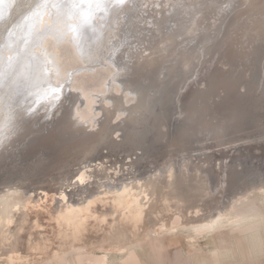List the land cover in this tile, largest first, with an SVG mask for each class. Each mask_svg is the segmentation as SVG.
I'll list each match as a JSON object with an SVG mask.
<instances>
[{"label": "rangeland", "instance_id": "rangeland-1", "mask_svg": "<svg viewBox=\"0 0 264 264\" xmlns=\"http://www.w3.org/2000/svg\"><path fill=\"white\" fill-rule=\"evenodd\" d=\"M54 1L65 3L70 12L76 13L73 6L79 2L93 12L101 11L96 0ZM12 3L0 0V16H5L1 19H6ZM183 4L171 17L168 12L164 15L175 19L184 15L179 13L184 8H202L195 25L199 29L195 35L177 37L165 50L157 31L124 33L131 41L137 36L145 41L130 46L138 49L136 53L124 51L120 56H138L142 62L153 51L149 58L156 55L158 61L150 65L152 71L138 64L113 81L111 64L87 70L69 44L61 45L62 63L76 72L65 94L68 98L71 93L65 108L60 113L54 110L52 122L53 116L27 114L22 129L18 124L19 130L0 142V190L7 182L22 183L21 197L6 215L0 206V264H264V213L244 218L237 213L250 200L260 203L264 212V0ZM38 15L42 18L44 10ZM27 17L24 12L17 23ZM14 24L6 29L1 50L7 40L15 41L19 30H12ZM172 28L173 21L165 20L164 29ZM186 43L195 49L184 63H177L188 68L172 69L174 54ZM163 50H169L168 55ZM5 77L0 73V88L18 93L29 88L22 87L20 73L2 85ZM182 77L189 82L178 83ZM74 84L81 88L73 89ZM158 90L161 100L176 96L169 110L165 104L159 106L158 99L152 113L134 107L137 95L155 98ZM120 100L124 107H134L130 115L113 106ZM102 105L111 110L112 127L83 139L84 132L95 134L97 129L79 131L82 124L76 125L73 118L91 117ZM162 111L174 115L169 138L161 123ZM123 141L133 146L126 149ZM108 150L110 157L97 156ZM84 164H91L95 176L76 183ZM137 165L142 172L139 180L122 189L100 183L108 174L119 178L132 169L138 173ZM66 176L72 181L66 189L69 197L81 187L90 188L85 200L80 199L87 194L84 191L77 201L62 198L58 185ZM209 222L213 229L198 234L197 229Z\"/></svg>", "mask_w": 264, "mask_h": 264}, {"label": "bare ground", "instance_id": "bare-ground-1", "mask_svg": "<svg viewBox=\"0 0 264 264\" xmlns=\"http://www.w3.org/2000/svg\"><path fill=\"white\" fill-rule=\"evenodd\" d=\"M184 1L185 0H180L179 2H177V0H96L97 6L101 9V11L93 12L90 7L82 2H79L77 4L74 3L73 7L76 10L75 13L64 8L67 7L65 3L59 5L54 0H11V2H13L11 5L12 8L9 12H7L6 19H1L4 15L0 16V44L2 43L4 34H6V29L10 24L15 23V27L12 28V30L14 31L17 27L19 31H17L18 34L16 32L15 41L13 43L7 40L5 47H3L2 50L0 49V73L2 76L6 75L2 85L6 83L5 81L7 77L9 81H12L13 77L20 73L22 87L24 88L29 86V88L24 89V93L13 92L7 87L0 88V142L5 141V139H9L12 135H14V133L19 130L17 129L18 124L21 123L19 127L22 129V125L27 123V121H25L27 114L28 116L42 115L45 118L53 116L51 118L52 122V120H55V111L60 113L62 111V107L65 108L71 93L68 98L65 94L70 92V82L73 81L74 73L76 72L73 70V66L67 67L62 63V57L60 55V47L62 44H69L73 48L76 56L78 59L83 61V66L87 70H97L100 66H108L109 68L111 64L115 69H112V72H114L112 74L114 75L112 79L113 81H118L119 76H124L127 73V70L135 68L138 64L141 65L142 70L152 71L150 65L158 61L156 55L149 58V55L153 54V51H150L145 56V61L142 62L140 61L141 58L138 56L131 58L120 56L122 53H125L124 51H131L132 54L136 53L138 49H132L130 46L136 41H145L144 38H140V36H137V39L135 38L131 41L128 36L126 38L124 37V33L131 31L143 33V29L148 32L157 31L159 35H161V42L164 44V50L174 44L177 37L191 33L192 35H195V32L199 29L198 27H195V25L199 20V15L203 13L202 8L194 7L193 10L184 8L181 12H179L184 15L175 19H168V16L166 17L164 15L165 12H168L171 17L173 15L172 11H174V13L177 11V5L181 4L180 7L185 6L186 3L183 4ZM192 1L194 2L196 0ZM163 4L167 7L165 11L163 10ZM33 5H35V7L31 10ZM188 5L190 6V4ZM150 6L154 7L150 8ZM43 10L44 15L40 18L38 14ZM150 10L154 13H151ZM30 11L33 12L32 17H29ZM24 12H28L27 19L22 20L21 23H17L18 17ZM92 15V20H86L87 17ZM165 20L173 21V28L171 30L164 29ZM141 25H143V27H141L142 29H139ZM12 32L11 34H13ZM131 35L133 36L134 34L132 33ZM145 35L148 36V33L144 34V36ZM21 38H23V40H21ZM148 42L151 43V41ZM126 45H128V50H124ZM189 45L190 43H186V45L182 46L178 49L176 54H174V58H172V61L174 62L171 63L172 69L175 67L184 68L186 64L184 65L183 63L188 59L187 55L195 49V47L188 48ZM168 52H166L167 55ZM121 59H124V61L121 62ZM23 61L24 65L21 68ZM177 62H183V65H180ZM188 63L190 64V62ZM187 68H184L183 70H186ZM112 80L107 83V87H109L108 90H111L112 88ZM184 80L185 78L179 80L178 83ZM119 82L123 84V81ZM188 82V80H185V83ZM72 87L73 89L79 87L81 88V86L75 84ZM160 94L161 92L158 90L153 94L157 96L155 98H152L151 95H143L141 97L137 95V104L134 107H137V105L139 107H145L150 113H152V111L156 109V102L158 99L160 100L159 106L161 104H165L164 106H166V109L169 110L171 108L170 101H172L176 96L169 97L166 101L164 98L162 100L159 98ZM150 103L151 106H146ZM113 106L118 110H123L121 111L123 114L128 113L130 115L132 111H134V107H124L121 100L119 102L114 101ZM110 111V109L102 105L100 109L98 107L94 108L91 117H82L77 114L76 117L73 118V123L76 125L79 123L82 124L81 127H78L79 131L88 129L89 127L95 130L97 129L95 134L84 132L82 137L83 139L88 138V135H95L97 137L105 128L108 131L112 127L108 123ZM101 112L104 115L103 117L100 116ZM162 112L165 115L162 116L161 123L163 122L165 128H167V131L164 130V134L169 138L170 135L173 136V132L169 131L171 127L174 126L172 122L174 115L171 112ZM35 121L37 126L41 124L38 119ZM86 121H88L89 124H86ZM44 122L45 121H43L42 125ZM178 126L180 125H176L175 127L178 128ZM42 127L43 126L39 127V129ZM46 129L48 130V127H46ZM125 131L126 127H123L124 134ZM124 134L122 138L124 141H127V136ZM105 136L106 138L108 137L107 132H105ZM101 138H104V135L101 136ZM178 138L179 137L176 139ZM124 141L121 144L126 146V149H130L133 146V142L125 144ZM109 154L110 151L108 150L107 154L97 153V156L103 158ZM200 154L198 155L200 156ZM206 155L209 156L208 154ZM144 158L145 157L143 156L139 158L138 163H141ZM138 166L139 165H137L138 169H135L138 173L135 171L136 173L134 172L135 174H133L132 169L131 171L129 170L130 172H128L127 176H120L119 178H115L112 174H108L106 178L100 179V183H105L110 185L111 188L118 189L127 182L132 180L135 181L137 179L139 180L138 176L139 174H142V172L141 168ZM93 170L94 169L91 167V164L82 165L77 172L78 176L77 179H75V182L82 183L85 179L91 181L90 178L95 176L93 174ZM114 173L116 174L117 171ZM145 180H147V178H145ZM41 182L45 183L43 179ZM71 183L72 181L68 179L67 176L60 180L58 188L60 189L59 194L62 198L64 199V197H66L69 201H77L79 200L78 195L80 194L79 196H82V192L84 191L87 192V194L83 195L80 199L85 200L87 195L90 193V188L81 187L80 189H77L78 193H76L77 191H74L73 198H71L68 195L70 189L66 190ZM21 188L22 183H20V180H14L7 182L5 187L0 190V206L3 207L1 212L5 215L8 213L11 204H16V199L21 197L19 195ZM237 209L238 212L235 211V213H238L239 218L256 217L257 215L260 216L264 213L261 204L255 202L254 200H250L242 206L240 205ZM234 216H236V214ZM210 228L211 224L209 222V225L206 224L197 229L198 234L209 232ZM104 261L105 258L102 259V262Z\"/></svg>", "mask_w": 264, "mask_h": 264}]
</instances>
